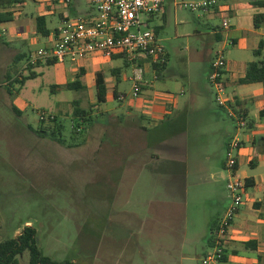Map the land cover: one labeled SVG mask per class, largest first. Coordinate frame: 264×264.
<instances>
[{
  "label": "rangeland",
  "instance_id": "374dc122",
  "mask_svg": "<svg viewBox=\"0 0 264 264\" xmlns=\"http://www.w3.org/2000/svg\"><path fill=\"white\" fill-rule=\"evenodd\" d=\"M27 5L26 11L41 7L32 0ZM180 8L177 18L170 12L168 18L142 15L141 19L150 29L159 31L168 68L179 75L190 74L196 81L202 72L207 76L209 63L217 59V51L222 48L205 35L186 37L185 27L196 26L188 20L184 25L180 20H193L197 13ZM59 21L58 15L48 17V27L56 28ZM159 24L163 27L158 29ZM211 24L222 28V16L213 18ZM199 27L203 29L204 25ZM40 38L37 45L31 46L32 51L47 42L45 37ZM96 56L110 79L105 103L98 102L92 70L89 78H78L83 83L81 89L66 87L65 83L77 79L70 61L42 67L40 75L28 80L19 95L10 86L15 95L4 102L3 110L0 108V242L16 237L26 226H33L44 255L58 262L202 264L204 252H212L213 247L204 245L198 237L211 218L219 223L223 205L231 200L227 189L229 172L221 169L220 174L225 177L218 176L216 183L189 188L188 231L186 235L185 230L184 238L165 230L170 224L155 221V213L171 217L175 208H166L164 214L162 207L154 206L149 211L145 205L155 200L156 192L150 175L140 166L146 144L144 132L137 125L139 110L130 107L138 99L133 96L134 83L130 80L133 63L125 57L107 60L100 54ZM113 68L120 70L119 80L112 73ZM19 70L20 67L16 75ZM207 79L202 80L211 87ZM153 82L156 90L163 89L162 80ZM184 82L186 85L187 81ZM56 84L61 86L52 92ZM116 94L123 99L119 100ZM76 100L80 101L81 110L88 113L86 119L91 116L93 121L81 133V139V134L71 132ZM13 107L22 110V114L17 115ZM41 110L54 113L63 122L68 143L82 139L84 142L67 148L49 137L34 134L29 126L41 127ZM222 157L226 159L225 152ZM176 212L180 214L181 210ZM18 260L19 264H29V252L18 256Z\"/></svg>",
  "mask_w": 264,
  "mask_h": 264
},
{
  "label": "crops",
  "instance_id": "0c3cea01",
  "mask_svg": "<svg viewBox=\"0 0 264 264\" xmlns=\"http://www.w3.org/2000/svg\"><path fill=\"white\" fill-rule=\"evenodd\" d=\"M32 1L41 7L26 11L28 0H21V3L5 10L12 12L13 19L0 23L1 110L9 96L15 95L10 88V82L25 58L33 52L31 46L40 42V36L47 39L43 47L49 46L55 31L65 20L94 12L89 0H72L68 6L60 4L58 0ZM257 1L260 0H227L222 12L225 11L229 16L231 27L225 31L220 26L211 24L213 18L222 16L218 9L192 11L197 13L193 20L186 17L180 20L184 25L191 22L196 26L185 27L188 32L186 37L203 38L205 35L209 40L221 44L224 53L226 50L227 66L222 80L228 100L226 107L217 105L215 88L208 79L211 87L206 86L204 82L212 70V61L209 63L207 76L202 72L203 77L200 75L195 81L191 79L190 74L184 76L170 70L168 60L163 74L157 79L154 78L157 76L156 71L147 67L146 79L149 83L144 85L140 97L130 105L131 108L139 110L137 125L144 132L146 144L144 160L140 162V166L143 172L150 175L156 192L155 200L151 199L145 205L149 211L154 206L162 207L164 214L166 208L174 207L173 216L162 214L161 217V214L155 213L154 218L157 222H168L170 226L165 224V230L170 229L173 233L182 234L183 238L185 230L186 235L188 231L186 207L189 188L200 184H214L218 176L225 177L220 174L225 162L222 155L226 153L233 139L240 141L237 176L246 183V188L239 212L225 241L227 261L223 264H264V81L250 84L240 82L245 78L250 63H264V48L260 54H255L259 43L264 41V25L255 27V16L264 15V6L255 5ZM180 6L182 7L180 1L166 0L161 16L168 18L172 12L177 18L182 9ZM57 15L60 19L59 25L50 29L48 17ZM39 16L46 18L47 29L50 31L47 36L37 32ZM201 24L204 25L205 32L204 27H199ZM162 27L157 26L158 29ZM158 36L163 43L159 33ZM21 57L23 59L16 63ZM11 66H14V69ZM45 66L46 63L35 71L39 73ZM74 68L76 78L81 75L82 70L84 74L79 79H87L92 70L95 77L100 72L105 74L106 83L110 80L104 72V65L101 62L99 65L97 58L81 69L75 66ZM115 69L118 68L111 69L112 73ZM119 75H116L117 78ZM156 80L163 81V89L154 88L153 81ZM184 81H187V87ZM107 89L109 98L108 84ZM10 90L13 91L12 95ZM17 110L22 113L19 108ZM229 111L235 112L237 118L230 116ZM239 117L245 120L244 126L240 125ZM133 121L136 123V118ZM248 167L251 168L250 171L247 170ZM229 204L227 199L220 212L221 216ZM177 210H181L180 214ZM217 225L213 218L206 223L204 231L198 237L204 245L214 247L213 233ZM210 252L206 250L204 255Z\"/></svg>",
  "mask_w": 264,
  "mask_h": 264
},
{
  "label": "built area",
  "instance_id": "2783aa9c",
  "mask_svg": "<svg viewBox=\"0 0 264 264\" xmlns=\"http://www.w3.org/2000/svg\"><path fill=\"white\" fill-rule=\"evenodd\" d=\"M93 13L65 20L57 28L49 46L41 47L31 52L24 60L18 72L21 76L29 69H34L40 63L70 61L76 68L81 69L89 61L95 60L97 54L103 59L111 60L114 56H122L133 63V96L139 98L146 79L147 67L167 62L166 49L159 36L150 29L148 23L141 19L142 15L152 17L161 15L166 0H89ZM64 6L72 0H58ZM227 0H191L182 2L183 8L191 11H209L218 9L222 13V30L231 27L230 18L223 10ZM140 62H143L140 64ZM227 60L223 49L217 51V59L211 64L208 80L215 88V100L220 107H226L223 86L224 71ZM157 79V76H154ZM123 96L119 98L122 100ZM230 116L236 117L233 111ZM39 122L49 123L54 115L48 111L38 113ZM237 118V117H236ZM240 125L245 120L238 118ZM240 141L233 139L226 151L224 168L229 172L227 189L230 194V204L222 214L213 233V251L208 253L202 264H223L225 241L227 240L233 222L243 201L246 183L237 176L238 151Z\"/></svg>",
  "mask_w": 264,
  "mask_h": 264
},
{
  "label": "trees",
  "instance_id": "16d2710c",
  "mask_svg": "<svg viewBox=\"0 0 264 264\" xmlns=\"http://www.w3.org/2000/svg\"><path fill=\"white\" fill-rule=\"evenodd\" d=\"M21 3V0H0V23L1 22H7L11 21L13 19V14L11 11H5L14 5ZM255 5L264 6V0L257 1ZM262 25H264V15H256L255 16V27L259 28ZM37 32L43 36L49 35V30L47 29L46 25V18L44 16L37 17ZM155 33L158 36V31H155ZM264 48V41H261L259 43L258 48L255 50V54H260L261 50ZM122 56H114L112 59H117ZM23 58H18L16 63H19ZM45 64L40 63L38 66ZM47 66H52L57 64L56 62H46ZM167 65V62L164 64H155L152 65V69H154L157 73V77L161 76L163 74V71L165 70ZM36 66V68L38 67ZM29 69L28 75H16L13 80L10 82L12 88L16 89L17 94L20 93L22 88L24 87L25 83L30 80L34 79L39 76V73L35 71V69ZM120 70L115 69L113 70V74L119 75ZM81 75H78V78L83 76V71L81 70ZM70 82L66 85L69 89H81L83 87L82 82L79 80ZM119 80V76L117 78ZM264 81V63L263 62H252L248 65L247 73L244 79L240 80L242 84H250V83H259ZM96 90H97V99L100 103H105L107 100V83H106V76L104 73H97L96 79ZM58 86L52 87V92L56 91V88ZM144 87V86H143ZM9 93L12 95L13 91H9ZM115 94V93H114ZM122 95L116 94V97L119 99ZM74 114L73 118L71 120V132L75 135H79L81 133H84L88 126L92 124V118L89 116L88 119H86V115L88 114L86 111L81 110L80 108V101L76 100L74 102ZM13 110L16 112L17 115H21L22 113L17 110V108L13 107ZM45 111V110H42ZM54 115V120H52L49 123L45 122H39L41 124V127L36 129L29 126L31 131L38 135L39 137H49L51 140L56 141L60 143L63 146H66L67 148H74L82 144L84 141L80 140V142L75 143H68L64 136L65 131V125L61 120H59L58 116L54 113L50 112ZM45 127L51 128L49 131L45 129ZM82 135V134H81ZM83 137V135L80 137V139ZM78 143V144H77ZM237 169V168H236ZM25 252H29V264H78L74 261L65 260V261H54L50 257H47L44 255L42 249L40 248L38 244L37 239V231L33 226H26L22 232L17 235L14 238L5 240L0 242V264H19L18 256L23 255ZM226 256L224 254L222 262L225 263Z\"/></svg>",
  "mask_w": 264,
  "mask_h": 264
}]
</instances>
